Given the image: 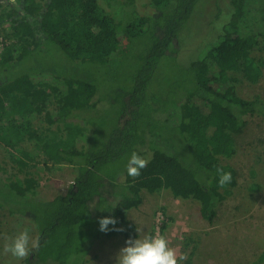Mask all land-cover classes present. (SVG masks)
Masks as SVG:
<instances>
[{
  "label": "trees",
  "instance_id": "obj_1",
  "mask_svg": "<svg viewBox=\"0 0 264 264\" xmlns=\"http://www.w3.org/2000/svg\"><path fill=\"white\" fill-rule=\"evenodd\" d=\"M101 1L14 0L12 5L0 0V29L14 39L0 53V72L47 42L71 60L112 68L111 83L119 77L122 61H140L129 83L113 96L119 104L117 119L98 144L86 134L85 115L82 123L72 118L107 106L106 81L0 76V137H9L14 149L24 139L34 141L43 153V165H68L74 173L67 191L48 199L33 195L37 181L32 176L0 178V206L30 218L39 239V248L19 264H84L97 236L135 238L136 226L125 216L121 182L136 194L153 178L151 161L161 157L177 168L167 180L171 192L182 195L186 183L191 184L202 192L210 217L237 185L235 168L220 158L235 153L234 134L241 131L245 115L264 114L258 95L244 98L236 90L241 80L256 83L262 76L264 0H226L232 3L231 14L218 5V17L225 19L215 38L204 43L202 54L185 66L186 84L177 81L150 102L146 97L152 72L162 57L171 52L177 56L178 35L201 0H151V13L134 8V19L121 29ZM102 101L105 104L99 105ZM40 114L47 125L33 126L32 117ZM54 123L60 125L50 128ZM133 152L149 161L137 178L126 171ZM7 157L19 170L32 165L11 149ZM217 168L232 174L224 188L218 186ZM105 217L117 221L109 229L123 231H100L99 221ZM263 260L264 250L250 264Z\"/></svg>",
  "mask_w": 264,
  "mask_h": 264
},
{
  "label": "rangeland",
  "instance_id": "obj_2",
  "mask_svg": "<svg viewBox=\"0 0 264 264\" xmlns=\"http://www.w3.org/2000/svg\"><path fill=\"white\" fill-rule=\"evenodd\" d=\"M150 1L101 2L109 9V14L115 17L120 24L118 28L121 29L126 22L134 19V8L140 14L151 13ZM218 5L231 9L230 14L233 11L232 3L226 0L199 2L186 27L178 35L177 56L171 52L162 57L152 72L146 97L148 102L153 96L159 98L161 93L174 86L177 81L186 84L185 66L202 54L206 48L204 43L215 38L221 21L225 19L223 15L218 17ZM120 34L117 38L125 46V39ZM139 62L122 61L119 77L111 83V77L114 76L112 68L71 60L55 43L47 42L20 62L2 70L0 76L13 78L28 74L48 78L63 75L106 81L108 87L103 89L106 97L108 96L107 106L77 112L78 115L72 118L82 123L85 115L87 124L90 125L86 134L93 144L95 141L98 144L107 138L117 119L119 104L113 96L119 94L129 83ZM236 90L244 98L258 95L264 107V68L256 83L241 80L237 83ZM104 104V101L99 103ZM53 106V103L49 104V108ZM243 121L241 131L234 134L235 153L229 158H220L222 162H228L235 168L237 185L231 194L218 202L210 217L204 209L202 192L191 184L186 183L182 195L171 192L166 184L169 177L177 173V168L168 163L166 157L151 161L153 178L141 184L136 194L127 188L124 180L121 182L123 199L127 204L125 216L136 226V237L133 240L145 235H164L171 246L186 254L187 259L181 264H250L264 250V114H247ZM32 125L44 127L47 124L40 114L32 117ZM57 125L60 124L49 126L54 129ZM10 142L9 137H0V178L14 180L32 176L37 181L33 195L40 199H48L67 191L74 177L70 166L43 165V153L35 147L34 141L24 139L15 149L8 145ZM179 147L181 151L182 145ZM9 149L32 165L19 170L7 157ZM25 228L29 229L32 238H37L36 227L30 218L12 214L6 207L0 206V264H19L20 260L4 253V245L10 243V239ZM128 239L130 238L122 234L97 236L84 264H117L118 253L126 246ZM259 264H264V260Z\"/></svg>",
  "mask_w": 264,
  "mask_h": 264
},
{
  "label": "clouds",
  "instance_id": "obj_3",
  "mask_svg": "<svg viewBox=\"0 0 264 264\" xmlns=\"http://www.w3.org/2000/svg\"><path fill=\"white\" fill-rule=\"evenodd\" d=\"M148 160L136 152H133L126 165L127 175L137 178L141 174ZM219 176L218 186L226 187L232 181L231 172H226L223 168H217ZM114 208V207H113ZM115 218L105 217L100 219V231L109 230L123 231L122 228L109 229V225L115 226ZM126 246L123 247L117 256V264H181L187 259L186 254L180 252L177 248L170 245L169 240L161 234L145 235L142 238L128 239ZM39 248V239L32 238L29 229L25 228L15 237L10 239V243L4 245V253L11 254L17 260H23L29 257L33 250Z\"/></svg>",
  "mask_w": 264,
  "mask_h": 264
},
{
  "label": "built area",
  "instance_id": "obj_4",
  "mask_svg": "<svg viewBox=\"0 0 264 264\" xmlns=\"http://www.w3.org/2000/svg\"><path fill=\"white\" fill-rule=\"evenodd\" d=\"M6 24H4L5 26ZM14 39L4 35L3 31L0 29V53L6 45L12 42Z\"/></svg>",
  "mask_w": 264,
  "mask_h": 264
},
{
  "label": "crops",
  "instance_id": "obj_5",
  "mask_svg": "<svg viewBox=\"0 0 264 264\" xmlns=\"http://www.w3.org/2000/svg\"><path fill=\"white\" fill-rule=\"evenodd\" d=\"M4 3L14 4V0H2Z\"/></svg>",
  "mask_w": 264,
  "mask_h": 264
}]
</instances>
